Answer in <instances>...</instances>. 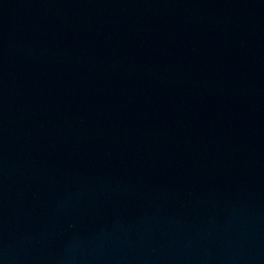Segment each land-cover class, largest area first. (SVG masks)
Segmentation results:
<instances>
[{
  "label": "water",
  "instance_id": "obj_1",
  "mask_svg": "<svg viewBox=\"0 0 264 264\" xmlns=\"http://www.w3.org/2000/svg\"><path fill=\"white\" fill-rule=\"evenodd\" d=\"M0 264H264V0H0Z\"/></svg>",
  "mask_w": 264,
  "mask_h": 264
}]
</instances>
